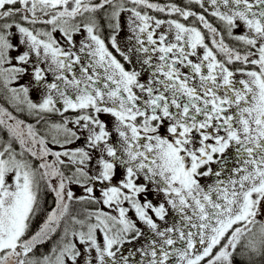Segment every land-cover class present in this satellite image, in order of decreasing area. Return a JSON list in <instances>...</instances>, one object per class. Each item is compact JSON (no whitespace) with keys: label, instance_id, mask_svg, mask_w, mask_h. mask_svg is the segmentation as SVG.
Returning a JSON list of instances; mask_svg holds the SVG:
<instances>
[{"label":"snow or ice","instance_id":"1","mask_svg":"<svg viewBox=\"0 0 264 264\" xmlns=\"http://www.w3.org/2000/svg\"><path fill=\"white\" fill-rule=\"evenodd\" d=\"M0 264H264V0H0Z\"/></svg>","mask_w":264,"mask_h":264},{"label":"flooded vegetation","instance_id":"2","mask_svg":"<svg viewBox=\"0 0 264 264\" xmlns=\"http://www.w3.org/2000/svg\"><path fill=\"white\" fill-rule=\"evenodd\" d=\"M49 199H51V197H49Z\"/></svg>","mask_w":264,"mask_h":264}]
</instances>
